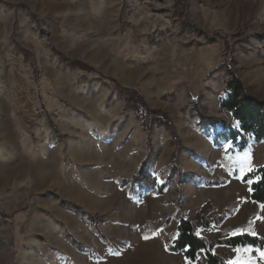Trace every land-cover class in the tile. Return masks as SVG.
<instances>
[{
    "label": "rangeland",
    "instance_id": "obj_1",
    "mask_svg": "<svg viewBox=\"0 0 264 264\" xmlns=\"http://www.w3.org/2000/svg\"><path fill=\"white\" fill-rule=\"evenodd\" d=\"M234 76L264 102V0H0V264H206L168 252L182 217L208 206L213 243L246 229L243 180L264 166V141L216 147L197 126L192 100L238 127ZM150 148L163 194L133 188Z\"/></svg>",
    "mask_w": 264,
    "mask_h": 264
},
{
    "label": "trees",
    "instance_id": "obj_2",
    "mask_svg": "<svg viewBox=\"0 0 264 264\" xmlns=\"http://www.w3.org/2000/svg\"><path fill=\"white\" fill-rule=\"evenodd\" d=\"M86 68V67H85ZM89 70V68H88ZM91 71V70H89ZM132 99L142 97L139 93L129 91ZM226 97L221 100V108L223 111L231 114L238 127H233L220 119L206 113L202 107H199L197 100H192V109L197 112V126L201 129H213V144L218 147L224 143L230 144L232 147L245 149L250 142L256 144L264 141V102H257L251 99L241 82L234 76L226 86ZM130 102V101H129ZM145 105V104H144ZM147 111V110H146ZM204 111V112H203ZM151 117L158 120L165 127L170 123L168 117L160 112H149ZM172 130V129H171ZM147 135L148 147L152 144V131L147 126L144 127ZM148 156L140 165L138 172L132 178L133 188L136 187L141 192L156 191L163 194L167 188V184H159L156 176L152 174L150 167L151 148L148 149ZM179 150L175 152L174 164L172 165L176 171L179 168L177 156ZM244 183L249 184L251 200L259 205H264V166L256 168L248 172L244 177ZM225 185V181L210 182L209 187H221ZM208 206L202 208L199 220H191L182 217L177 234L168 252L178 254L184 252L185 259L194 263L199 254L205 255L206 264H228L224 258L215 253L216 246L236 247H252L256 249H264V239L253 236L248 233L225 238L219 242L213 243L204 237L199 236V229H209L211 221L205 220ZM209 211V210H208ZM207 211V212H208ZM204 216V217H203ZM204 218V219H203ZM226 217H221L215 226L218 227Z\"/></svg>",
    "mask_w": 264,
    "mask_h": 264
},
{
    "label": "crops",
    "instance_id": "obj_3",
    "mask_svg": "<svg viewBox=\"0 0 264 264\" xmlns=\"http://www.w3.org/2000/svg\"><path fill=\"white\" fill-rule=\"evenodd\" d=\"M249 191H250V189H249ZM252 204H254V208H256V212L249 214L247 212V210H248V208H250V209L252 208V206H251ZM233 219H234V222L236 225H242L243 224L245 227H247L246 229H239V230L237 229L234 236L241 235L244 233H248V234H251L253 236L264 239V205H259L255 202H253L251 200V195H250V201L249 202H245V200H244V203L240 204V209H239V211H237V213L235 214ZM203 231H208V229H203ZM199 232H200V229L198 230V234L200 235ZM200 236H202V235H200ZM202 237H205V236H202ZM216 249L229 250L232 253H240V257H242L244 260V261H239L236 259L234 260V257H233V261L230 263L227 262L228 264H239V263L240 264H264V249L260 250V249H256V248H252V247L231 248V247H226V246H216L215 250ZM240 249H247V250L239 252ZM200 254H203V253L201 252ZM204 257H205V255H204ZM234 261H237V262L234 263Z\"/></svg>",
    "mask_w": 264,
    "mask_h": 264
},
{
    "label": "snow or ice",
    "instance_id": "obj_4",
    "mask_svg": "<svg viewBox=\"0 0 264 264\" xmlns=\"http://www.w3.org/2000/svg\"><path fill=\"white\" fill-rule=\"evenodd\" d=\"M231 147V146H230ZM241 170H243V169H241ZM249 170H251V169H249Z\"/></svg>",
    "mask_w": 264,
    "mask_h": 264
}]
</instances>
